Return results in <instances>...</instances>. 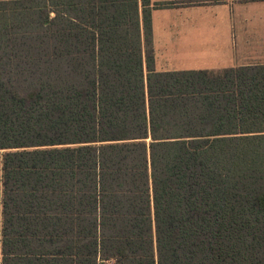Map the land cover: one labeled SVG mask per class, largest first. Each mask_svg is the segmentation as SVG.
Segmentation results:
<instances>
[{
	"label": "trees",
	"instance_id": "1",
	"mask_svg": "<svg viewBox=\"0 0 264 264\" xmlns=\"http://www.w3.org/2000/svg\"><path fill=\"white\" fill-rule=\"evenodd\" d=\"M32 1L0 7L3 264H264V64L158 71L150 0Z\"/></svg>",
	"mask_w": 264,
	"mask_h": 264
},
{
	"label": "crops",
	"instance_id": "2",
	"mask_svg": "<svg viewBox=\"0 0 264 264\" xmlns=\"http://www.w3.org/2000/svg\"><path fill=\"white\" fill-rule=\"evenodd\" d=\"M150 2L156 70L264 64V0Z\"/></svg>",
	"mask_w": 264,
	"mask_h": 264
},
{
	"label": "rangeland",
	"instance_id": "3",
	"mask_svg": "<svg viewBox=\"0 0 264 264\" xmlns=\"http://www.w3.org/2000/svg\"><path fill=\"white\" fill-rule=\"evenodd\" d=\"M23 1H26V2H24V3H17V4H8V5H6V6H5V4H6L5 2H6V1H4L3 6H0V7H5V8L7 7V9H9V10L12 11V12H14V11L16 10L15 12H16L17 14H16V16H15V18H14V20H13V23H16V22H17V20H15L17 16L25 14V13H24L25 10H22V7H24V6H28V5H29L30 7H32V6L34 7L35 5L38 4V3L35 4L34 1L29 2V0H23ZM10 2H11V1H10ZM1 3H3V2L0 0V4H1ZM13 6H17V7L14 8ZM18 7H21V9H19Z\"/></svg>",
	"mask_w": 264,
	"mask_h": 264
}]
</instances>
